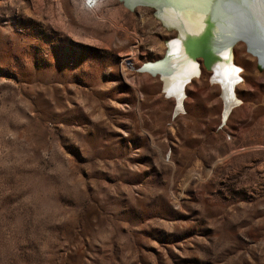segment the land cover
I'll return each mask as SVG.
<instances>
[{"label":"rangeland","instance_id":"rangeland-1","mask_svg":"<svg viewBox=\"0 0 264 264\" xmlns=\"http://www.w3.org/2000/svg\"><path fill=\"white\" fill-rule=\"evenodd\" d=\"M93 1L0 0V264H264L259 50L177 97L175 32Z\"/></svg>","mask_w":264,"mask_h":264},{"label":"bare ground","instance_id":"bare-ground-1","mask_svg":"<svg viewBox=\"0 0 264 264\" xmlns=\"http://www.w3.org/2000/svg\"><path fill=\"white\" fill-rule=\"evenodd\" d=\"M124 1L130 6L135 4L156 8V15L165 26L179 29V35L176 34V38L167 43L168 50L163 59L167 61L161 66L165 68L164 80L162 78L164 86L166 80L171 79L169 91L177 97L183 93L188 80L199 73L197 61L185 48L184 41L188 38L198 40L205 48L210 49L207 53L212 55V78L221 82L230 100L234 101L233 86L241 80L237 77L239 71L233 66L231 56V45L238 35L247 36L252 48L259 50L261 60L258 64L263 69L264 0H220V12H216L214 8L215 0ZM201 38L204 41H200Z\"/></svg>","mask_w":264,"mask_h":264},{"label":"water","instance_id":"water-1","mask_svg":"<svg viewBox=\"0 0 264 264\" xmlns=\"http://www.w3.org/2000/svg\"><path fill=\"white\" fill-rule=\"evenodd\" d=\"M213 5H214V8L216 9V12H220V0H215V2L213 3ZM153 9H154V15H155V17H157L160 21H161V23L163 24V26L167 29V30H169V31H174L175 32V34H177V35H179V29L178 28H175V27H173V26H170V27H168V26H165V24L162 22V19L161 18H159L157 15H156V8H154V7H152ZM229 13V12H228ZM229 15L231 16V17H233L230 13H229ZM240 26V25H239ZM208 31V30H207ZM205 32V31H204ZM207 33L208 32H206L205 33V35H207ZM170 41V39L166 42V44L168 43ZM200 41H204V39L203 38H201L200 39ZM184 44H185V48H186V51L190 54V56H192V58H194L198 63V66H197V68L198 69H200V72L198 73V75H196V76H194V78L195 77H198L199 75H200V73H201V66L205 69V70H207V71H210V72H212V67L210 66L211 65V57H212V55L210 56V54H208L209 53V48L208 47H204L203 45H202V43L200 42H198V40H191L190 38H188V40H186V41H184ZM208 52V53H207ZM199 60H201L200 62H199ZM257 67H258V69H261L260 68V66H259V64H258V61H257ZM192 79V78H191ZM191 79H189L188 80V82H190L191 81ZM213 81V80H212ZM215 82V81H214ZM217 83V82H216ZM187 84V83H186ZM185 84V85H186Z\"/></svg>","mask_w":264,"mask_h":264},{"label":"built area","instance_id":"built-area-1","mask_svg":"<svg viewBox=\"0 0 264 264\" xmlns=\"http://www.w3.org/2000/svg\"><path fill=\"white\" fill-rule=\"evenodd\" d=\"M89 3H94V1L93 0H87V4H89Z\"/></svg>","mask_w":264,"mask_h":264},{"label":"crops","instance_id":"crops-1","mask_svg":"<svg viewBox=\"0 0 264 264\" xmlns=\"http://www.w3.org/2000/svg\"><path fill=\"white\" fill-rule=\"evenodd\" d=\"M181 84V83H180Z\"/></svg>","mask_w":264,"mask_h":264}]
</instances>
